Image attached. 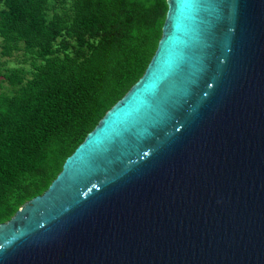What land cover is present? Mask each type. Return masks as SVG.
Wrapping results in <instances>:
<instances>
[{
	"label": "water",
	"instance_id": "water-1",
	"mask_svg": "<svg viewBox=\"0 0 264 264\" xmlns=\"http://www.w3.org/2000/svg\"><path fill=\"white\" fill-rule=\"evenodd\" d=\"M143 75L0 223V264H264V0H166Z\"/></svg>",
	"mask_w": 264,
	"mask_h": 264
},
{
	"label": "trees",
	"instance_id": "trees-1",
	"mask_svg": "<svg viewBox=\"0 0 264 264\" xmlns=\"http://www.w3.org/2000/svg\"><path fill=\"white\" fill-rule=\"evenodd\" d=\"M99 1L114 10V20L91 11V25L76 21L51 43L48 35L56 29L41 16L46 0H0L4 48L10 39L21 41L33 57L43 59L27 81L36 89L20 90L0 103V223L48 188L65 159L143 75L156 50L161 29L151 22L165 17L166 0ZM21 71L12 69L3 77L15 85ZM34 175L38 183L21 197Z\"/></svg>",
	"mask_w": 264,
	"mask_h": 264
},
{
	"label": "rangeland",
	"instance_id": "rangeland-1",
	"mask_svg": "<svg viewBox=\"0 0 264 264\" xmlns=\"http://www.w3.org/2000/svg\"><path fill=\"white\" fill-rule=\"evenodd\" d=\"M5 11L4 4H0V11ZM91 11L103 12L107 16V20L115 19L113 9L107 8L99 0H46L45 8L42 11V20L45 25L56 29V33H49L48 37L51 43H56L62 37L63 32L74 22L78 21L87 26L91 25L87 18V14ZM166 17V13H165ZM165 17L160 16L152 18V26L162 29ZM61 36V37H60ZM5 42L0 39V103L4 102L2 98H11L15 95H20L21 92H33L36 88L28 86L34 74L37 72V67L43 64L42 58L33 57V50H27L21 41L10 39L8 48H4ZM75 43L71 47H67V51H72ZM57 55L61 52L56 51ZM50 55H47L49 57ZM53 56V55H52ZM21 69L20 82L15 85H10L4 79V74H8L9 70ZM20 92V93H19ZM2 99V100H1ZM38 183V175H34L33 179L27 182L19 192L21 197L31 194L30 188ZM4 223V222H3Z\"/></svg>",
	"mask_w": 264,
	"mask_h": 264
}]
</instances>
